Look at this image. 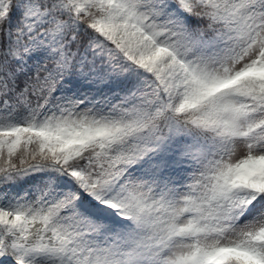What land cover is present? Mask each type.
<instances>
[{
  "label": "snow or ice",
  "instance_id": "1",
  "mask_svg": "<svg viewBox=\"0 0 264 264\" xmlns=\"http://www.w3.org/2000/svg\"><path fill=\"white\" fill-rule=\"evenodd\" d=\"M0 264H264V0H0Z\"/></svg>",
  "mask_w": 264,
  "mask_h": 264
}]
</instances>
